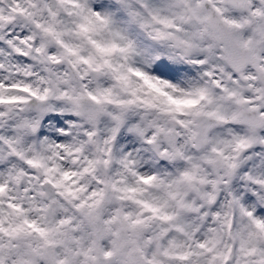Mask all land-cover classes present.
<instances>
[{
	"label": "snow or ice",
	"instance_id": "obj_1",
	"mask_svg": "<svg viewBox=\"0 0 264 264\" xmlns=\"http://www.w3.org/2000/svg\"><path fill=\"white\" fill-rule=\"evenodd\" d=\"M0 264H264V0H0Z\"/></svg>",
	"mask_w": 264,
	"mask_h": 264
}]
</instances>
